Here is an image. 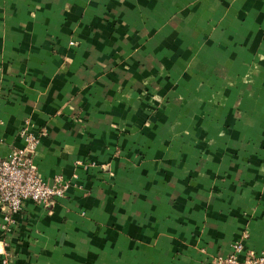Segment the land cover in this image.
Instances as JSON below:
<instances>
[{"label":"crops","instance_id":"obj_1","mask_svg":"<svg viewBox=\"0 0 264 264\" xmlns=\"http://www.w3.org/2000/svg\"><path fill=\"white\" fill-rule=\"evenodd\" d=\"M26 133L67 187L0 204V264L264 251V0H0V157Z\"/></svg>","mask_w":264,"mask_h":264},{"label":"built area","instance_id":"obj_2","mask_svg":"<svg viewBox=\"0 0 264 264\" xmlns=\"http://www.w3.org/2000/svg\"><path fill=\"white\" fill-rule=\"evenodd\" d=\"M39 135L26 133L22 147L0 157V204L6 206L11 215L20 212L24 200L47 207L65 193L67 184L61 176L47 182L37 172L31 155L39 143ZM0 261L6 263V258L0 257ZM217 264H264V251L246 250L242 242H234L229 254L219 258Z\"/></svg>","mask_w":264,"mask_h":264},{"label":"rangeland","instance_id":"obj_3","mask_svg":"<svg viewBox=\"0 0 264 264\" xmlns=\"http://www.w3.org/2000/svg\"><path fill=\"white\" fill-rule=\"evenodd\" d=\"M3 258H5V257H3Z\"/></svg>","mask_w":264,"mask_h":264}]
</instances>
